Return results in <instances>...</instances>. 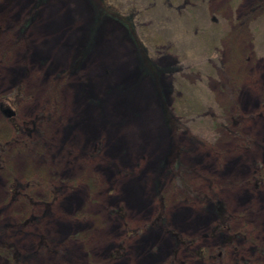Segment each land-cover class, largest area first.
Wrapping results in <instances>:
<instances>
[{
	"label": "rangeland",
	"instance_id": "374dc122",
	"mask_svg": "<svg viewBox=\"0 0 264 264\" xmlns=\"http://www.w3.org/2000/svg\"><path fill=\"white\" fill-rule=\"evenodd\" d=\"M106 2L131 18L182 121L185 185L163 190L162 226L183 242L149 225L169 142L162 98L128 29L95 23L87 0H0V237L27 264H207L193 257L221 239L207 195L224 200L231 230L264 243V183H248L255 165L264 177V0ZM10 175L35 200L54 193L49 209L11 199Z\"/></svg>",
	"mask_w": 264,
	"mask_h": 264
},
{
	"label": "trees",
	"instance_id": "16d2710c",
	"mask_svg": "<svg viewBox=\"0 0 264 264\" xmlns=\"http://www.w3.org/2000/svg\"><path fill=\"white\" fill-rule=\"evenodd\" d=\"M93 12H95V23H98L102 17H111L114 20L121 22L124 27H126L129 31V35L131 36L133 42L135 43V49L137 51V56L140 58V61L144 65L145 73H148L153 77L154 83L156 84L157 91L160 95L161 99V109L163 111V122L168 130L169 142L166 149V153L160 159L158 164V172L159 178L155 184V194H156V213L154 214L152 220L149 225L152 226H161L165 222V216L163 215V210L165 208V198L163 194V190L166 185L174 183L175 181L181 180L185 185V181L183 177H181V165L179 161V152L180 145L176 141V135L178 130L182 127V121L179 117H177L173 112L170 111L168 106L166 105L165 99L163 97V87L160 86L159 83V74L160 71L158 66H156L147 53V49L144 46L140 36L137 34L134 28V24L129 16L124 13L119 12L118 10H114L112 6H110L106 0H87ZM262 2V0H259ZM33 13V12H32ZM96 25H93L95 28ZM92 27V29H93ZM20 30H23V27H20ZM93 31V30H92ZM78 62L76 61L74 66H77ZM222 85V83L220 84ZM264 104V103H263ZM209 113H206L208 115ZM210 116H214L209 114ZM232 123L236 125L240 121V117L237 114H232ZM210 119V118H209ZM213 121L212 126H227V123L222 121L219 118L214 120V117L210 119ZM234 133V132H233ZM5 144L0 140V168H4L5 162L4 158L1 156L2 151H4ZM7 167V166H6ZM259 168L254 166V170L252 171L251 177L248 179V183L252 185V187L256 188L261 183H264V177L261 173L258 172ZM8 181V192L10 193L11 199H17L21 197V199H26L32 205L33 203L39 202L43 203L47 209H49V203L51 199H53L54 193L51 194L50 199H46L43 196V201L35 200L31 194L22 188L23 183L21 180L17 179L14 175L9 176ZM33 182V180H31ZM31 182H27L26 186L30 187ZM33 184V183H32ZM187 184V183H186ZM32 186V185H31ZM40 186L46 188L47 192H54L52 186L48 183L41 182ZM170 186V185H169ZM49 195V194H48ZM47 195V196H48ZM203 199V207H205L213 216V224L209 229V235L215 236L220 235L221 239L216 248L207 253L204 247H198L193 252V257H196L199 260L205 261L207 264H258L254 259V254H260V256L264 257V243L258 242V240L254 239L251 232L247 231L244 228H239L236 230H231L230 227V215L227 211L225 202L220 198H211L209 199L207 195L198 196ZM164 228V227H163ZM165 229V228H164ZM166 230V229H165ZM167 231V230H166ZM171 237H173L179 244L183 242V238L181 235L167 231ZM44 241L42 240L41 243ZM245 243L249 245L250 253L248 250H239L238 244ZM230 249L232 252L231 258L225 259L226 251ZM120 252L117 249L110 253L111 257H117ZM176 250H174V254ZM250 253V254H249ZM0 255H4L10 264H27L25 258L20 254L17 247L11 243L10 241L3 239L0 237ZM230 259V260H229ZM170 261L168 264H172ZM263 263V262H262Z\"/></svg>",
	"mask_w": 264,
	"mask_h": 264
}]
</instances>
